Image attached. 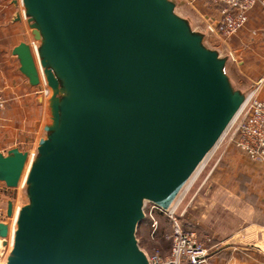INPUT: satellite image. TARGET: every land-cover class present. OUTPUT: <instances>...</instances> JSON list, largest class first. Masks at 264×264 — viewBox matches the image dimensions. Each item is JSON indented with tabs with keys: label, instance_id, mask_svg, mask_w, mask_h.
Returning <instances> with one entry per match:
<instances>
[{
	"label": "water",
	"instance_id": "water-1",
	"mask_svg": "<svg viewBox=\"0 0 264 264\" xmlns=\"http://www.w3.org/2000/svg\"><path fill=\"white\" fill-rule=\"evenodd\" d=\"M191 2L11 0L49 95L35 144L0 153L2 264H153L148 207H178L254 91Z\"/></svg>",
	"mask_w": 264,
	"mask_h": 264
},
{
	"label": "crops",
	"instance_id": "crops-1",
	"mask_svg": "<svg viewBox=\"0 0 264 264\" xmlns=\"http://www.w3.org/2000/svg\"><path fill=\"white\" fill-rule=\"evenodd\" d=\"M15 12L11 0H0V93L6 100V108L0 114V153H6L13 147L25 150L34 145L39 135L35 125L43 120L45 114V107L37 103L40 88L32 87L22 75L18 57L13 53L22 42H30L25 24L12 23ZM260 20L264 24L261 13L250 14L249 28L244 32L243 29L236 38L239 47L236 50L242 51L240 70L264 78V58L260 56L261 52L264 53V36H260L257 31L261 24L257 25V29L255 26ZM251 27L253 30H250ZM248 48L251 54L246 56L249 60L251 58L253 66L247 62L248 59H243V50ZM240 157V176H252L262 187L256 210L260 218L233 236V241L226 240L224 247L212 253L206 264H264V163L255 164L242 154ZM14 193L17 194L0 183V219L4 218L2 204L8 198H16Z\"/></svg>",
	"mask_w": 264,
	"mask_h": 264
},
{
	"label": "rangeland",
	"instance_id": "rangeland-1",
	"mask_svg": "<svg viewBox=\"0 0 264 264\" xmlns=\"http://www.w3.org/2000/svg\"><path fill=\"white\" fill-rule=\"evenodd\" d=\"M191 6L203 19L217 20L218 18V13L210 7L207 0H192ZM258 12L264 17V7L261 5H258L250 14ZM257 17L262 18L260 15ZM258 24H261L260 29H257ZM255 26L260 36H264L263 22L260 20L255 23ZM247 28H249V18L243 32ZM250 30H253V27ZM237 36L229 45L233 52L239 48ZM243 52L244 58H242L248 59L247 62L252 65L251 58L249 60L246 56V54H251V50L248 48ZM260 56L264 58V53L261 52ZM241 68L240 66L239 69ZM236 126L237 122L233 124L215 150L176 211L182 222L195 226L200 239L208 247L210 253L224 247L226 240L231 239L243 228L250 226L260 218L256 210L262 187L254 177L240 176L241 154L232 140ZM156 218L157 230L154 231L151 228L148 217L141 225L138 236L142 246L148 252L157 248L162 254L167 255L170 250L168 236L171 231V223L169 218L161 213H157Z\"/></svg>",
	"mask_w": 264,
	"mask_h": 264
},
{
	"label": "built area",
	"instance_id": "built-area-1",
	"mask_svg": "<svg viewBox=\"0 0 264 264\" xmlns=\"http://www.w3.org/2000/svg\"><path fill=\"white\" fill-rule=\"evenodd\" d=\"M210 7L218 13V18L207 21L218 22L215 29L219 39L229 48L233 38L246 26L250 13L258 6L264 7V0H207ZM192 3V2H191ZM230 49V48H229ZM240 70V69H239ZM241 74L254 86V91L246 106L235 121L236 129L232 140L238 151L249 161L255 164L264 163V78H258L250 73ZM39 94L47 98L49 91L44 84L40 87ZM6 108V100L0 93V114ZM17 192L16 198L19 196ZM178 208V207H177ZM177 208L171 213H163L171 223L168 236L170 250L167 255L154 249L149 252L153 264H206L212 253L200 239L194 225L184 223L177 215ZM160 210L150 205L147 215L150 226L156 231L158 222L156 215ZM162 214V213H161ZM219 249H216L218 251ZM214 251V252H216ZM213 252V253H214ZM4 257L0 256V264Z\"/></svg>",
	"mask_w": 264,
	"mask_h": 264
},
{
	"label": "trees",
	"instance_id": "trees-1",
	"mask_svg": "<svg viewBox=\"0 0 264 264\" xmlns=\"http://www.w3.org/2000/svg\"><path fill=\"white\" fill-rule=\"evenodd\" d=\"M150 219V218H149ZM151 221V220H150ZM141 245H142V243H141Z\"/></svg>",
	"mask_w": 264,
	"mask_h": 264
}]
</instances>
